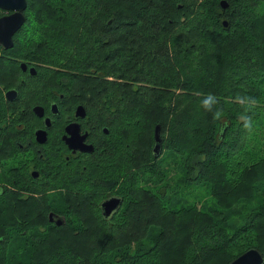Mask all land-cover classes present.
<instances>
[{"label": "trees", "instance_id": "16d2710c", "mask_svg": "<svg viewBox=\"0 0 264 264\" xmlns=\"http://www.w3.org/2000/svg\"><path fill=\"white\" fill-rule=\"evenodd\" d=\"M221 1L27 0L14 44H0V163L35 142L43 124L33 106L50 114L52 100L60 113L86 105L97 150L86 160L46 163L49 179L69 189L66 196L48 192L44 204L40 193L17 189L19 177L0 166V264H216L217 254L249 232L261 244L224 252L225 263L251 247L264 255V200L233 232L228 214L189 203L171 207L178 202L171 203L167 162L176 151L187 155L184 181L209 184L220 203L264 181L261 152L233 161L236 147L252 139L238 121L235 97L250 94L264 105L262 0H226L227 7ZM10 88L18 90L15 98L7 97ZM210 92L226 123L201 106ZM262 117L259 125L264 107L255 120ZM61 129H50L45 147ZM113 195L122 204L106 216L101 202ZM83 202L88 209L74 214ZM50 210L62 214L61 224L50 220ZM36 219L42 225L29 231Z\"/></svg>", "mask_w": 264, "mask_h": 264}, {"label": "rangeland", "instance_id": "374dc122", "mask_svg": "<svg viewBox=\"0 0 264 264\" xmlns=\"http://www.w3.org/2000/svg\"><path fill=\"white\" fill-rule=\"evenodd\" d=\"M187 1V0H185ZM228 5V4H227ZM225 5L224 7H227ZM261 10H264V0L261 2L260 6ZM2 13V10H0V14ZM172 88H169V91H171ZM167 94V93H166ZM169 95V94H167ZM261 119H256L255 127L254 129L249 132V135H252L251 141L248 140L246 143L243 145L236 147V155L233 158L234 163H237L236 161L239 158L242 159H249L253 155V150L259 151L262 154H264V125H259V121ZM254 135V136H253ZM260 141V142H258ZM258 142V143H256ZM15 156V155H14ZM10 158L8 162L3 161L0 163V166L9 171V173L12 175V177H16V168L12 166V160L14 158ZM186 154H181L179 152H173L172 155L170 156L169 162H167V166L170 168V172H168V179L171 180V185L172 187L169 189V195L172 202L175 203L178 202V205L171 206L172 209H179L181 204L184 203H189L188 205H197L198 208L203 209L204 207L208 208L207 210H212V214H219L220 217L223 216L224 214H228L227 218V226L231 225L230 222L232 223L231 227H227L226 229L230 232L235 231L238 226L241 225V223H246V217L248 216L249 213H251L252 210L255 209L258 204L264 200V181L261 184L260 189H255L253 190L252 188L245 189L243 191V196L241 198L238 197H231L227 200H225L223 203H220L213 193L211 192V187L209 184H202L199 182V184L196 183H190L187 181H184V179L187 177V169L185 167L186 165ZM5 163V164H4ZM263 178H264V171L261 172ZM170 176V177H169ZM79 175H74L73 179L78 178ZM167 179V180H168ZM260 181V180H259ZM259 181H256L258 183ZM50 182H52L50 179H43L40 184L38 185H33L29 183V188L33 190V188L37 189L42 196L39 198V201L43 204L46 201V197H48V192H51L52 194L55 193L57 195H67V191L69 188L67 187V183L65 181H61L58 183H53V186H50ZM48 183V184H45ZM73 189V188H71ZM36 190V191H37ZM83 194H88L90 193V189L88 188H81ZM31 193V196L36 197L37 193ZM35 194V195H34ZM51 196V194H50ZM38 198V197H37ZM73 201L69 202L70 204H73ZM93 202V200L91 201ZM63 203H66V198L63 199ZM78 207L74 209V214H80L86 209H88L87 205L85 202L82 204L78 203ZM25 208H28L27 205H22ZM224 208L225 211L222 213L218 210H213L216 208ZM42 225L41 220H35L33 221L32 226H30L29 231L31 228L33 229L34 227H39ZM6 235V233H5ZM239 242H237L234 246L231 248L226 247L224 250H222L219 254L215 256V263L217 264H226L225 263V257L223 256V253L227 251V253L230 256L236 255V253L241 252V250L245 249L249 245L252 244H261L258 238L255 236L254 233L249 232L242 234L241 237L239 238ZM15 243V242H13Z\"/></svg>", "mask_w": 264, "mask_h": 264}, {"label": "flooded vegetation", "instance_id": "af4514ba", "mask_svg": "<svg viewBox=\"0 0 264 264\" xmlns=\"http://www.w3.org/2000/svg\"><path fill=\"white\" fill-rule=\"evenodd\" d=\"M225 24H227V22ZM32 66L35 67L37 72V67L34 65H30L27 68L30 73H32L30 70ZM61 96H63V93H61ZM55 103L57 104V107L53 109V105ZM81 104L83 103H77L73 109V112L60 113L58 102L52 100L50 104V114H46V110L43 115H38L35 112L39 117H41L43 125L35 128L33 138L35 142H30L31 144L29 143L28 147H21V150H19V152L15 154L11 166V170L13 166H15L16 177H19L20 179L19 181H16V178H14V181L17 183L16 188L20 189L24 194H31L30 192L38 193L36 191L33 192L28 189L29 183L36 186L40 184L43 179H49L51 170L47 169L46 163L48 161L50 163L49 168H51L53 164L59 160L62 161L64 159H67V161H69L71 160V158H74L78 161L82 159L86 160L90 155H94L96 153L97 147H95V143L92 137V131H94L96 124L89 118H87V107L85 104H83V108L86 113L77 114V107ZM55 114H57L56 119L53 118V115ZM47 117L50 118L48 121ZM71 123L79 124L74 125L73 129H75L76 133L71 132V134L69 131H67V127ZM59 124L62 125V131H58L57 137L55 138L54 142H52V144H49L50 147H45L44 144L47 143L50 136V129L54 127L55 131H57ZM39 128L47 129L48 137L44 142H41L37 138L36 130ZM101 130L105 133L109 132V128L106 125H102ZM69 136H71V139L68 141ZM75 138H77V140H75ZM87 144H93V147H91L90 149L81 148H88ZM50 213L53 214L54 220H51ZM60 215L62 214L55 212L54 210L49 211V218L51 221L56 222V219L58 217H61Z\"/></svg>", "mask_w": 264, "mask_h": 264}, {"label": "water", "instance_id": "95a60500", "mask_svg": "<svg viewBox=\"0 0 264 264\" xmlns=\"http://www.w3.org/2000/svg\"><path fill=\"white\" fill-rule=\"evenodd\" d=\"M222 5H227L226 0H222ZM0 7L5 9V13L0 15V44L4 47H9L14 44V34L16 31L22 26V24L25 22V10L27 8V0H0ZM10 11V12H8ZM227 21H225L226 23ZM21 66L24 70L28 68V64L26 62H22ZM31 72L35 73L36 69L35 67H31ZM18 90L16 88H10L6 91V95L9 98H15L18 94ZM57 107V104L55 103L53 105V109ZM83 104L79 105L77 107V114H85L86 111L83 108ZM34 111L38 115H43L45 113V108L41 104H36L34 106ZM50 118L47 117V121ZM79 125L78 123H71L67 127V131L70 133H76L74 128V125ZM108 130V129H107ZM71 133V134H72ZM37 138L44 142L47 140L48 133L47 129L45 128H39L36 130ZM72 136V135H71ZM71 136L68 137V141L71 139ZM77 140V138H75ZM162 137L160 132V124L158 123L155 127V142L153 149L154 151L159 154L162 149ZM87 147H81L83 149H90L93 147V144H87ZM122 204V199L120 196H110L106 199H104L101 203L103 213L106 216H109L112 214V212L117 209ZM51 220H54L53 214L50 213ZM56 222L58 224H61L63 222L62 217H58L56 219ZM230 264H264V255L263 253L256 247H251L235 257Z\"/></svg>", "mask_w": 264, "mask_h": 264}, {"label": "clouds", "instance_id": "9594fccd", "mask_svg": "<svg viewBox=\"0 0 264 264\" xmlns=\"http://www.w3.org/2000/svg\"><path fill=\"white\" fill-rule=\"evenodd\" d=\"M235 102L240 105L241 109L237 117L238 121L247 132H251L255 127V117L257 116L258 110L264 107V105H262L258 98L250 94L237 95ZM200 104L206 111L212 113L215 121L227 122L225 110L218 106L220 100L216 94L210 92L204 95Z\"/></svg>", "mask_w": 264, "mask_h": 264}]
</instances>
